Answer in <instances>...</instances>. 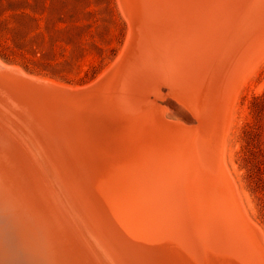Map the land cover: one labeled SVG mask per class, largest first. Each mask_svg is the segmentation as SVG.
<instances>
[{
    "label": "water",
    "instance_id": "water-1",
    "mask_svg": "<svg viewBox=\"0 0 264 264\" xmlns=\"http://www.w3.org/2000/svg\"><path fill=\"white\" fill-rule=\"evenodd\" d=\"M120 1L128 23L125 45L92 81L65 83L0 59V164L31 167L52 188L49 192L42 184L51 223L59 222L68 232L70 252L73 249L77 257L71 258L65 251L67 257L54 258V264H111L90 237L88 222L80 211L82 196L71 192L58 173L63 166L81 179L75 180L76 185L85 183L101 190L96 194L114 189L136 200L148 196L157 201L158 196H165L175 208L170 235L178 244L180 259L187 264H264V235L224 161L225 137L239 81L264 51V0H185L189 5L186 15L204 13L206 20L196 24L185 19L190 36L179 39L183 51L175 58L172 72L151 67L156 63L153 43L144 40L143 32L127 19L131 0ZM248 17L252 22L228 43L231 32L239 30ZM225 27L230 31L222 36ZM214 31L222 38H216L217 48L212 51ZM195 80L200 100L192 97ZM141 83L143 87L137 90L135 86ZM159 88L162 91L158 94ZM171 88L184 95L191 106L192 121L170 118L158 105L153 106L164 105L161 101L170 97ZM107 123L121 124L128 133L129 140L121 148L111 147L109 133L103 128ZM158 131L164 140L166 133L174 140L170 152L167 149L169 162L161 161L164 165L151 161L152 144L143 139V135L155 132L163 146ZM170 190L175 194L165 192ZM89 194L87 197L94 199L91 190ZM36 214L33 218L28 212L31 226L27 222V229L38 248L41 243L36 234L43 235L44 230L36 219L40 215L48 224V216ZM71 227L80 240L84 239L82 245L90 256L82 249L83 257H78L81 244L69 233Z\"/></svg>",
    "mask_w": 264,
    "mask_h": 264
},
{
    "label": "bare ground",
    "instance_id": "bare-ground-1",
    "mask_svg": "<svg viewBox=\"0 0 264 264\" xmlns=\"http://www.w3.org/2000/svg\"><path fill=\"white\" fill-rule=\"evenodd\" d=\"M123 2L126 3V0H123ZM130 6L127 7L126 16H128V19L133 20L136 30L143 32L144 40H150L151 44L153 43V58L156 63L155 65L151 63V67H161L165 68L166 71L172 72L170 70L174 68V60L180 57V50H182L179 47V39L184 37L188 39L190 36V30L185 28V19L196 22V24L203 20L205 22L204 13L201 15H196L195 13L186 15L189 5H187L185 0H131ZM130 10H135V12L131 14ZM204 12L206 13V11ZM242 22L239 30L237 29L235 32L231 30L233 37L228 43L231 44L233 39L235 41L243 28L252 22V19L249 17L244 18ZM227 27L224 28V35L222 36L227 35L229 30ZM145 32L146 36H144ZM215 35L216 37H213ZM213 36V38H210L212 51L217 48L218 41L216 38H222L218 31H214ZM262 58H264V55L257 62L253 60L255 63L252 69L239 81L235 100L245 80L257 69L263 60ZM248 66L250 65L248 64L246 68ZM196 78L200 79V73ZM213 79L214 77H212L211 82ZM215 79L217 78L215 77ZM209 81L207 80V84H210ZM198 86L199 82L196 83L195 80L194 88L191 87L193 89V100H200V91L196 89ZM135 87L137 90L141 89L143 83ZM169 90L170 97L190 111L191 106L184 99V95L177 89L171 88ZM205 90L206 88H203L202 92H205ZM161 91L162 89L159 88L157 93L159 94ZM157 105L166 116L171 118L166 105L153 103V106ZM122 126L121 124L111 123H107V127L103 126L106 132L109 133L111 147L121 148L123 143L128 142V133L122 130ZM161 132L163 133V130ZM155 135H157L155 132L149 137L143 135V139L147 142L150 141L152 144L149 149L151 161L155 162V165H164L161 161L164 159L165 162H169L167 149L169 148L170 152V145L173 146L174 140L168 139L167 133L163 134L167 138V140H164L158 131V135L162 138L161 143H163V146H160ZM172 136L177 135L174 134ZM102 143L105 142L103 141ZM225 148L226 145L224 143V161H226ZM175 149L177 150V148ZM175 149L173 150L174 154ZM111 151H113V148H111ZM112 155L116 156V153H112ZM172 157L174 159V156ZM10 167L0 164V264H46L49 258L52 259V262L47 264H54V258L59 256V259L67 257L65 251L70 252V235H68V232H64L59 222L51 223V211L45 200L43 185L48 188L49 192L52 188H49L47 183L44 184L41 181L40 176L33 171V168L19 165ZM58 173L63 179L65 186L71 192L82 196L80 199V211L88 222L90 237L99 246L111 264H187L180 259V253L176 248L178 244L170 235L173 229L175 208L173 205L168 204V199L165 196H158L157 201H155L154 197L148 196H141L139 200H136L130 195L119 194L114 189H106L103 193L96 194L101 192V190L95 189L96 187L92 185L85 183L76 185L75 180L82 181L79 177L73 175L71 168L68 166L58 168ZM90 179L93 180L92 177ZM90 190L94 194L92 195L94 199L87 197L90 195ZM165 192L172 195L175 194L173 190ZM28 212L31 216L37 215L36 213H40L45 218L48 216V224L44 222L46 220L41 218L40 215H38L40 219H36L41 223L44 230L42 232L43 235L36 234L42 248H45L44 253L41 251V246L37 248L31 235L29 236L30 232L27 229V222L29 227L31 222L28 219ZM83 221L85 222L84 219ZM260 230L262 231L261 228ZM75 232L71 227L69 233L74 240L76 239V242L81 244L80 251L77 250L78 257H83L80 253L84 254V252L90 256L86 247L82 245L85 242L84 239L80 240L77 231ZM262 234L264 235L263 231ZM167 238L168 240H165ZM19 251H25L27 254L24 253L22 256ZM29 252H31L30 255ZM67 254L71 258L77 259L73 249L70 254L68 252ZM44 258L46 262L43 261ZM97 262H99L98 259Z\"/></svg>",
    "mask_w": 264,
    "mask_h": 264
},
{
    "label": "rangeland",
    "instance_id": "rangeland-1",
    "mask_svg": "<svg viewBox=\"0 0 264 264\" xmlns=\"http://www.w3.org/2000/svg\"><path fill=\"white\" fill-rule=\"evenodd\" d=\"M127 35L117 0H0V59L61 82L84 84L98 77L122 51ZM262 59L232 107L225 159L245 207L264 232ZM161 102L172 118L193 120L175 99L165 96Z\"/></svg>",
    "mask_w": 264,
    "mask_h": 264
},
{
    "label": "trees",
    "instance_id": "trees-1",
    "mask_svg": "<svg viewBox=\"0 0 264 264\" xmlns=\"http://www.w3.org/2000/svg\"><path fill=\"white\" fill-rule=\"evenodd\" d=\"M3 57L7 58V56H4V55H3Z\"/></svg>",
    "mask_w": 264,
    "mask_h": 264
}]
</instances>
